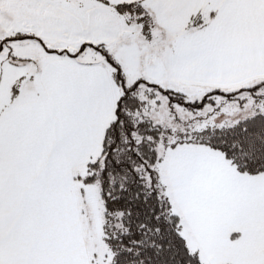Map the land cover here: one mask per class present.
<instances>
[{
	"label": "snow or ice",
	"instance_id": "snow-or-ice-1",
	"mask_svg": "<svg viewBox=\"0 0 264 264\" xmlns=\"http://www.w3.org/2000/svg\"><path fill=\"white\" fill-rule=\"evenodd\" d=\"M0 264H264V0H0Z\"/></svg>",
	"mask_w": 264,
	"mask_h": 264
}]
</instances>
